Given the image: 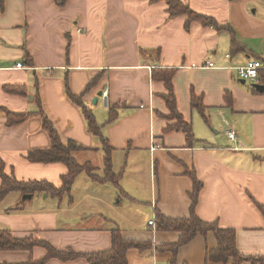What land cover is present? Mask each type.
Masks as SVG:
<instances>
[{"label": "crops", "instance_id": "0c3cea01", "mask_svg": "<svg viewBox=\"0 0 264 264\" xmlns=\"http://www.w3.org/2000/svg\"><path fill=\"white\" fill-rule=\"evenodd\" d=\"M179 1L213 18L221 29L198 22L185 29L186 17L171 18L165 0H66L63 7L54 0H4L0 162L5 174L18 182L62 185L64 164L27 160L29 152L51 147L41 118L33 114L6 125L3 110L34 113L40 103L61 141L83 148L74 160L102 175V144L65 91V80L74 96L94 80L82 104L103 125L119 183H96L82 172L61 198L40 193L22 202L20 193H10L0 203V230L84 256L110 250L111 231L117 229L124 240L151 245L128 249L127 264H212L206 262L207 251L217 247L212 233L195 236L174 257L156 247L175 245L179 234L148 224L156 225L157 212L168 219L187 218L195 177L201 184L198 218L234 230L240 254L264 255V217L255 205L264 207V95L253 94V84L234 71L251 61L264 66V0ZM18 63L22 69L15 68ZM159 68L175 70V104L192 126L191 146L182 132L165 131L174 121L163 119L168 114L160 97L166 94L164 84L151 79ZM6 87H25L26 95L7 93ZM192 93L200 97L206 121L191 109ZM112 107L115 120L106 124ZM228 130L235 132V141L228 139ZM46 255L37 243L28 251H0V264H87L83 257L43 261Z\"/></svg>", "mask_w": 264, "mask_h": 264}, {"label": "trees", "instance_id": "16d2710c", "mask_svg": "<svg viewBox=\"0 0 264 264\" xmlns=\"http://www.w3.org/2000/svg\"><path fill=\"white\" fill-rule=\"evenodd\" d=\"M168 5L169 16H184L187 21L185 23V29L188 30L191 22H198L203 27H211L217 30L221 29V26L216 23V21L208 16H203L197 14L190 10V8L180 2L179 0H165ZM235 1V0H229ZM58 7H63L66 0H54ZM4 9V0H0V10ZM238 45H234V49H237ZM27 65L32 67V60L28 54H26ZM175 73L174 69H154L151 72V79L153 81L162 82L166 89V94L161 95V99L165 103L168 110V114L163 116V119L168 121H174L173 124L167 125L165 131H180L184 134L185 140L188 146H191L195 142L192 126L186 123L182 116L178 113L173 86L172 78ZM258 84L264 87V69L258 71ZM95 86L94 80H91L87 85L85 91L80 96H74L70 93L67 80H65V91L66 95L71 102L82 108V113L84 115L87 129L94 136L97 137L101 144L104 152V164L102 175H95L93 168L89 163L80 165L78 164L73 155L82 151V147L78 146L74 142L63 143L57 134L52 123L44 115L41 108V104L38 103V110L36 112H27L14 114L6 110H3L6 114V125L8 127L17 125L23 122L26 118L31 115H38L42 120V127L48 133L50 137L51 147L48 150L43 151H32L27 155V160L32 163L41 164H52V163H62L67 168V174L62 177V185L60 188H55L50 183L43 182H18L13 176H8L4 172V166L0 162V203L6 198L7 195L13 192H18L22 196L30 195L31 197L35 194H47L51 197L61 198L64 195H68L71 185L75 177L85 172L92 180L96 183H112L118 187L119 176L114 175L110 168V148L106 143V140L102 138L101 129L103 125H98L94 119L93 114L85 109L82 104V99L86 93H88ZM252 86V85H251ZM253 88V87H252ZM7 93L19 95L25 97L26 89L25 87H10L5 89ZM251 92L255 95H260L259 91L254 88ZM264 95V91L262 93ZM190 107L193 111L199 113L204 121H206V115L204 113V107L202 106L200 97H196L193 93L190 97ZM116 111L115 108H110L108 111V121L106 124H110L115 120ZM193 191L191 193V204L189 207V215L187 218L183 219H168L162 216L160 213H156V229L160 231H173L179 234L178 242L172 246L156 247L157 250H164L171 252L174 257L180 247L186 245L195 236L201 235L206 236L208 233H212L217 247L214 250H208L206 253V262L212 264H243L244 262H251L253 264H264L263 256H244L240 254L235 245V231L232 229L221 228L216 223H206L201 221L196 215L195 209L197 205L198 195L201 190V184L194 177L193 178ZM24 202V201H22ZM261 215L264 217V207L255 204ZM19 204L16 206L18 207ZM9 212V211H8ZM112 234V245L111 249L104 252L88 254L80 256L74 254L70 251L59 252L52 248L50 245L43 242H34L30 239H16L11 236V234L6 230H0V251H18V250H30L37 243L42 247L46 248L47 255L43 259L56 258L61 261H67L70 259H75L78 257H83L87 264H127L126 261V251L128 249H137L140 251L150 248V244H141L138 242L124 240L119 232L115 229L111 231Z\"/></svg>", "mask_w": 264, "mask_h": 264}, {"label": "built area", "instance_id": "2783aa9c", "mask_svg": "<svg viewBox=\"0 0 264 264\" xmlns=\"http://www.w3.org/2000/svg\"><path fill=\"white\" fill-rule=\"evenodd\" d=\"M227 58L229 56H226ZM206 68H213V63L211 62H206V64L204 65ZM16 69H22L23 65L21 63H18L15 65ZM264 69V66L262 65V63L260 61H251L249 63H247L245 66H241V67H236L234 68V71L236 73V76L238 79L240 80H244V81H249L251 84H258V71ZM103 99H106V92H104L102 94ZM227 137L229 140L231 141H235L236 139V134L234 131L232 130H228L226 132ZM158 145L153 146V149L158 148ZM149 226L155 228V223L154 221H150Z\"/></svg>", "mask_w": 264, "mask_h": 264}, {"label": "water", "instance_id": "95a60500", "mask_svg": "<svg viewBox=\"0 0 264 264\" xmlns=\"http://www.w3.org/2000/svg\"><path fill=\"white\" fill-rule=\"evenodd\" d=\"M253 88H254L255 90L259 91V92H263V91H264V87L261 86V85H259V84H254V85H253ZM100 95H101V93H98L97 98H98ZM97 98H95V100H93V103L96 102V99H97ZM30 198H31L30 195H25V196L22 197V200H23V201H24V200H29Z\"/></svg>", "mask_w": 264, "mask_h": 264}, {"label": "rangeland", "instance_id": "374dc122", "mask_svg": "<svg viewBox=\"0 0 264 264\" xmlns=\"http://www.w3.org/2000/svg\"><path fill=\"white\" fill-rule=\"evenodd\" d=\"M251 12H252V10H251ZM98 160V158H96V161ZM94 161V160H93Z\"/></svg>", "mask_w": 264, "mask_h": 264}]
</instances>
